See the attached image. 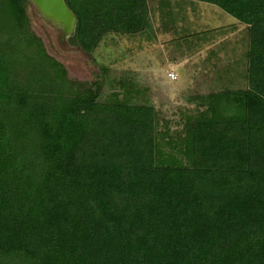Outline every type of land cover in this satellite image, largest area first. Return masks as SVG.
<instances>
[{
	"label": "trees",
	"instance_id": "obj_1",
	"mask_svg": "<svg viewBox=\"0 0 264 264\" xmlns=\"http://www.w3.org/2000/svg\"><path fill=\"white\" fill-rule=\"evenodd\" d=\"M148 1L64 0L70 43L152 31ZM189 1L246 27V87L167 121L128 81L69 80L0 0V264H264V0Z\"/></svg>",
	"mask_w": 264,
	"mask_h": 264
},
{
	"label": "rangeland",
	"instance_id": "obj_2",
	"mask_svg": "<svg viewBox=\"0 0 264 264\" xmlns=\"http://www.w3.org/2000/svg\"><path fill=\"white\" fill-rule=\"evenodd\" d=\"M148 6L152 31L108 35L91 55L60 48L31 5L26 15L30 31L69 80L100 82L105 94L109 84L128 81L140 92L138 102L153 106L167 121L183 106L191 108L199 96L246 87L245 26L206 3L149 0ZM100 66L107 70L104 79Z\"/></svg>",
	"mask_w": 264,
	"mask_h": 264
},
{
	"label": "water",
	"instance_id": "obj_3",
	"mask_svg": "<svg viewBox=\"0 0 264 264\" xmlns=\"http://www.w3.org/2000/svg\"><path fill=\"white\" fill-rule=\"evenodd\" d=\"M26 2L35 9L40 20L57 37V44L60 48L66 46L90 55L80 46L70 43V39L75 34L76 18L64 0H26Z\"/></svg>",
	"mask_w": 264,
	"mask_h": 264
},
{
	"label": "built area",
	"instance_id": "obj_4",
	"mask_svg": "<svg viewBox=\"0 0 264 264\" xmlns=\"http://www.w3.org/2000/svg\"><path fill=\"white\" fill-rule=\"evenodd\" d=\"M169 76H170L171 78H173L174 75H173V74H169Z\"/></svg>",
	"mask_w": 264,
	"mask_h": 264
}]
</instances>
